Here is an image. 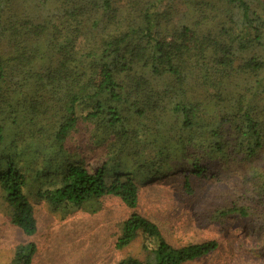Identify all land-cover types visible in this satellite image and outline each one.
Wrapping results in <instances>:
<instances>
[{
	"label": "trees",
	"instance_id": "trees-1",
	"mask_svg": "<svg viewBox=\"0 0 264 264\" xmlns=\"http://www.w3.org/2000/svg\"><path fill=\"white\" fill-rule=\"evenodd\" d=\"M255 5L264 0H0V190L10 222L32 236L31 199L58 208L116 197L130 213L114 246L140 240L144 257L115 264L207 256L217 240L175 246L136 210L144 185L163 178L185 197L198 192L204 224L236 218L264 243ZM34 251L18 245L11 264H31Z\"/></svg>",
	"mask_w": 264,
	"mask_h": 264
},
{
	"label": "rangeland",
	"instance_id": "rangeland-1",
	"mask_svg": "<svg viewBox=\"0 0 264 264\" xmlns=\"http://www.w3.org/2000/svg\"><path fill=\"white\" fill-rule=\"evenodd\" d=\"M174 7L184 8L180 1ZM254 9L264 19V7L255 5ZM86 109L81 104L77 110ZM178 185L163 178L149 180L136 210L155 221L175 246L217 240L216 250L186 264H264L263 240L245 228L242 220L229 219L223 227L204 224L194 216V205L200 202L198 192L185 197ZM31 201L36 230L32 236H25L10 222L0 190V264H11L16 247L27 243L35 246L31 264H115L128 255L144 257L140 240L123 249L114 246L120 221L130 213L116 197H104L96 205L81 207L53 208L43 201Z\"/></svg>",
	"mask_w": 264,
	"mask_h": 264
}]
</instances>
